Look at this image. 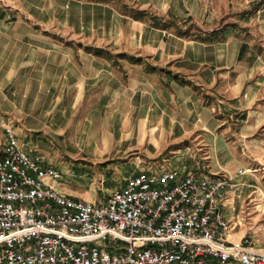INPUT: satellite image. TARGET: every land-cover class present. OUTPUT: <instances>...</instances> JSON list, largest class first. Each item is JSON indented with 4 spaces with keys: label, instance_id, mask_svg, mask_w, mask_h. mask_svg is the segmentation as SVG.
<instances>
[{
    "label": "crops",
    "instance_id": "obj_1",
    "mask_svg": "<svg viewBox=\"0 0 264 264\" xmlns=\"http://www.w3.org/2000/svg\"><path fill=\"white\" fill-rule=\"evenodd\" d=\"M227 22L243 30L197 38ZM189 26L196 34L180 33ZM263 39L264 0H0V137L11 127L53 165L80 160L105 176L206 164L231 179L233 220L242 197L260 195L237 175L247 168L232 138L264 125Z\"/></svg>",
    "mask_w": 264,
    "mask_h": 264
},
{
    "label": "built area",
    "instance_id": "obj_2",
    "mask_svg": "<svg viewBox=\"0 0 264 264\" xmlns=\"http://www.w3.org/2000/svg\"><path fill=\"white\" fill-rule=\"evenodd\" d=\"M62 178L5 128L0 264H264L250 236L231 238L240 222L224 213V173L144 170L101 201L58 191Z\"/></svg>",
    "mask_w": 264,
    "mask_h": 264
},
{
    "label": "rangeland",
    "instance_id": "obj_3",
    "mask_svg": "<svg viewBox=\"0 0 264 264\" xmlns=\"http://www.w3.org/2000/svg\"><path fill=\"white\" fill-rule=\"evenodd\" d=\"M261 43L264 51V39ZM237 119H241L239 114L232 113L229 123L236 126L239 122ZM232 143L233 154H236L247 168L242 169V172L241 169L238 170L237 175L253 178L250 183H254L256 187L249 188L257 189L260 193L256 199L244 196L239 200L241 206L237 207L234 218L240 222L236 231L239 239L244 235L250 236L254 247L264 250V125L245 140L233 137ZM55 166L63 173V178L54 184L56 189L85 200L90 197L95 198L96 201L105 200L114 189L123 187L127 179L125 175H118L114 171L111 172L113 176H105V172L108 171L106 167H96L80 160L66 158L63 163H56ZM201 168L208 169L206 164H202Z\"/></svg>",
    "mask_w": 264,
    "mask_h": 264
},
{
    "label": "trees",
    "instance_id": "obj_4",
    "mask_svg": "<svg viewBox=\"0 0 264 264\" xmlns=\"http://www.w3.org/2000/svg\"><path fill=\"white\" fill-rule=\"evenodd\" d=\"M124 9L126 12L130 13L133 17L137 19H144L146 17H149L152 21H154L155 24H162L166 25L162 22V20L155 15H150L146 11L135 9L128 7L127 5H124ZM251 11H245L242 13V16H246L250 14ZM243 28L239 25L238 22H227L224 23L221 27L218 29H215L211 32H200L197 33V38L204 41V42H217V41H223L228 38V36L234 32V31H241ZM196 31L193 27H187L185 30L180 29V33L184 35H190V34H196ZM195 32V33H193ZM131 60L134 62L141 61V58L131 57Z\"/></svg>",
    "mask_w": 264,
    "mask_h": 264
}]
</instances>
